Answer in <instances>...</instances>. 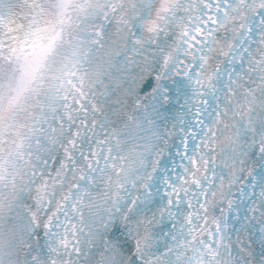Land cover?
<instances>
[{
  "label": "snow or ice",
  "instance_id": "obj_1",
  "mask_svg": "<svg viewBox=\"0 0 264 264\" xmlns=\"http://www.w3.org/2000/svg\"><path fill=\"white\" fill-rule=\"evenodd\" d=\"M65 44L0 229L49 264H264V0H100Z\"/></svg>",
  "mask_w": 264,
  "mask_h": 264
}]
</instances>
